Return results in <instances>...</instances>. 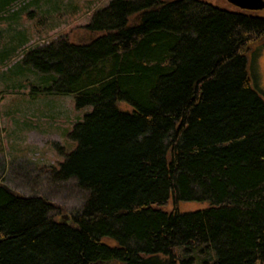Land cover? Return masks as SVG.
Returning <instances> with one entry per match:
<instances>
[{
	"label": "trees",
	"instance_id": "trees-1",
	"mask_svg": "<svg viewBox=\"0 0 264 264\" xmlns=\"http://www.w3.org/2000/svg\"><path fill=\"white\" fill-rule=\"evenodd\" d=\"M17 1L0 0V11ZM257 13L111 0L80 37L26 51L24 65L48 83L38 92L92 106L54 171L89 196L62 220L47 198L0 178V264H264ZM186 202L207 206L181 212Z\"/></svg>",
	"mask_w": 264,
	"mask_h": 264
},
{
	"label": "rangeland",
	"instance_id": "rangeland-1",
	"mask_svg": "<svg viewBox=\"0 0 264 264\" xmlns=\"http://www.w3.org/2000/svg\"><path fill=\"white\" fill-rule=\"evenodd\" d=\"M110 1L19 0L4 12L0 11V60L6 49L17 46L0 64V178L25 196L47 198L60 208L55 216L62 220L80 211L89 192L80 188L75 178L55 179L54 171L76 147L70 136L71 129L93 109L92 106L76 108L75 99L68 95L38 92L48 83L41 79L42 75L24 65L23 57L29 49L50 44L61 36L80 37L81 29L92 20L95 12ZM175 1L163 0L164 3ZM202 1L234 10L227 0ZM24 7L19 19L10 17L13 11ZM30 11L34 13L32 18L28 17ZM257 15L264 16V10ZM257 48L260 51L253 65L259 87L264 91V41L253 49ZM119 108L132 110L125 103ZM206 206L186 202L180 203L178 208L186 212ZM167 209H173V205L170 203Z\"/></svg>",
	"mask_w": 264,
	"mask_h": 264
},
{
	"label": "water",
	"instance_id": "water-1",
	"mask_svg": "<svg viewBox=\"0 0 264 264\" xmlns=\"http://www.w3.org/2000/svg\"><path fill=\"white\" fill-rule=\"evenodd\" d=\"M232 6L253 12L264 10V0H227Z\"/></svg>",
	"mask_w": 264,
	"mask_h": 264
}]
</instances>
